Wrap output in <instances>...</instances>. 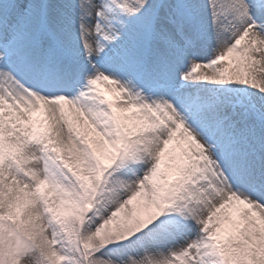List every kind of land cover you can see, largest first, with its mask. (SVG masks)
<instances>
[{
  "label": "snow or ice",
  "instance_id": "1",
  "mask_svg": "<svg viewBox=\"0 0 264 264\" xmlns=\"http://www.w3.org/2000/svg\"><path fill=\"white\" fill-rule=\"evenodd\" d=\"M0 264H264V0H0Z\"/></svg>",
  "mask_w": 264,
  "mask_h": 264
}]
</instances>
